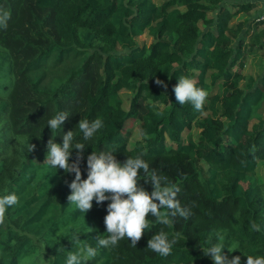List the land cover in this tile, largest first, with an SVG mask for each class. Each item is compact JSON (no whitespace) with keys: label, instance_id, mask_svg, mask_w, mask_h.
Returning a JSON list of instances; mask_svg holds the SVG:
<instances>
[{"label":"trees","instance_id":"trees-1","mask_svg":"<svg viewBox=\"0 0 264 264\" xmlns=\"http://www.w3.org/2000/svg\"><path fill=\"white\" fill-rule=\"evenodd\" d=\"M241 1L0 0V14L10 15L7 29L0 28V196L15 193L19 200L0 224V264H19L39 249L48 264H65V252L95 247L97 235H108L110 201L93 200L89 211L79 212L67 199L75 173L43 163L49 138L62 144L69 130L74 144L86 146L82 179L93 151L113 152L121 163L140 156L150 172L179 187L176 199L191 211L168 225L149 214L150 228L136 247L125 237L111 249L99 248L88 264H213L201 251L210 243L224 245V255L239 256V264L246 255L264 257V183L255 177L258 160L264 164V115L257 113L264 76L244 90L238 70L244 53L264 49V24L256 22L251 33L243 30L246 23L230 24L252 8ZM144 33L149 45L136 40ZM207 73L214 83L221 79V92L207 93L199 111L178 104V78L208 92ZM123 89L134 93L127 110ZM60 111L69 115L51 132L45 124ZM98 117L103 127L84 140L78 121ZM129 121L142 137L131 148ZM192 127L199 130L196 138ZM76 155L71 149L70 161ZM138 179L150 192L143 170ZM159 232L169 239L179 234L166 257L147 248Z\"/></svg>","mask_w":264,"mask_h":264},{"label":"clouds","instance_id":"clouds-1","mask_svg":"<svg viewBox=\"0 0 264 264\" xmlns=\"http://www.w3.org/2000/svg\"><path fill=\"white\" fill-rule=\"evenodd\" d=\"M10 15L7 12L0 14V28L7 29ZM157 83H161L157 81ZM175 100L183 105L190 103L194 110H201L207 98V92L198 88L195 82L181 76L173 87ZM68 113L60 111L50 118L45 125L52 131L60 129L62 123L68 117ZM78 127L83 134L84 140L91 139L98 130L103 127L102 118L92 121L80 119ZM72 130L62 135V144L56 143L49 138L46 144L47 152L43 163L51 168L62 169L65 173H75L74 179L69 183L71 189L67 199L69 203L75 204L76 209L83 214L92 208L93 200L97 204L110 201L107 204V214L104 216L106 237L97 235L95 247L90 244L78 245L75 252H65V264H88L97 256L99 248L111 249L125 237L136 247L146 229L150 228L147 217L151 214L159 224L168 225L171 218L179 215L187 219L191 215L190 208L182 207L176 199L179 187L166 177L158 175L155 171H149V165L140 156L126 158L121 163L116 159L113 152H92L87 156V176L81 178L79 162L85 145L73 143ZM29 145L28 150L32 149ZM75 148L77 155L75 161H70L71 149ZM143 170L145 183L151 184V191H146L140 186L138 176ZM19 203L15 193L0 196V224L5 221L6 210ZM166 209V211H161ZM251 229L260 231V225L251 223ZM76 232L74 239L79 240ZM179 234L169 239L164 232L153 234L147 241V248L166 257L171 254L173 245L177 242ZM225 246L210 243L206 249L201 248L204 255H210L213 264H239L240 257L233 256L228 259L222 252ZM229 252L233 251L229 249ZM235 250V249H234ZM246 264H264V257L246 255Z\"/></svg>","mask_w":264,"mask_h":264},{"label":"rangeland","instance_id":"rangeland-1","mask_svg":"<svg viewBox=\"0 0 264 264\" xmlns=\"http://www.w3.org/2000/svg\"><path fill=\"white\" fill-rule=\"evenodd\" d=\"M156 3H161L165 0H154ZM248 1V0H244ZM212 14L209 13L208 16ZM252 18V13L248 12L247 14H239L234 16L230 24L235 25L237 23L244 24ZM203 28V25H202ZM136 40L139 45H149L152 41L151 37L146 33L137 36ZM248 41V39H247ZM250 42V41H249ZM248 42V43H249ZM245 52V50L243 49ZM243 62V67L238 68L239 72L241 73L242 79L239 82V87L243 88L244 90L251 89L254 84L264 76V49L259 52H246L244 53V57L241 60ZM211 74L207 73L206 75V82L209 84V89L207 93H220L222 90V83L221 79L216 81L215 83L211 81ZM134 95L133 92L123 89L120 92V97L122 98L123 107L127 110L130 106L132 96ZM260 116L264 115V105L260 108V112H257ZM256 113V114H257ZM256 122V117H253L251 120V124ZM126 133L129 132L128 135V143L127 146L129 148L133 147L137 141L142 140L141 134L138 130V124L134 121L127 122L126 125ZM199 130L195 127H192L191 133L194 138L197 137ZM186 131L182 133V138L185 140ZM166 144L169 145V141L166 140ZM255 177L259 183H264V164L261 160H258L256 169H255ZM35 239V238H34ZM37 244L41 241L35 240ZM41 252L39 253V251ZM39 251L35 252L31 255L22 256L19 260V264H48V258L45 255L46 253L43 249H39Z\"/></svg>","mask_w":264,"mask_h":264},{"label":"crops","instance_id":"crops-1","mask_svg":"<svg viewBox=\"0 0 264 264\" xmlns=\"http://www.w3.org/2000/svg\"><path fill=\"white\" fill-rule=\"evenodd\" d=\"M238 1H235L237 3ZM240 2H243L240 0ZM248 2L252 5V8L248 11L252 13V18L246 22V25L243 30L248 29L250 33L253 31L254 24L256 23L255 19L256 17L261 13V11L264 8V0H248ZM234 4V1L231 3ZM230 8L232 11L236 10V6L230 5ZM248 12H240L241 14H247ZM240 13H237L236 15H239ZM235 15V16H236ZM254 22V23H253Z\"/></svg>","mask_w":264,"mask_h":264},{"label":"built area","instance_id":"built-area-1","mask_svg":"<svg viewBox=\"0 0 264 264\" xmlns=\"http://www.w3.org/2000/svg\"><path fill=\"white\" fill-rule=\"evenodd\" d=\"M256 22H261L264 24V8L261 11V13L256 17L255 19Z\"/></svg>","mask_w":264,"mask_h":264}]
</instances>
